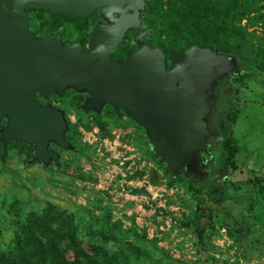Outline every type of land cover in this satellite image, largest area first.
<instances>
[{
    "label": "rangeland",
    "instance_id": "1",
    "mask_svg": "<svg viewBox=\"0 0 264 264\" xmlns=\"http://www.w3.org/2000/svg\"><path fill=\"white\" fill-rule=\"evenodd\" d=\"M255 28L259 33L263 30L260 25ZM247 63L240 64L250 76L226 85L227 91L210 112L212 130L219 139L210 138L215 160L209 168L199 165V173L192 169L185 180L172 187L165 182L151 185L150 170H159L160 164L151 154L145 129L138 128L125 114H110L107 118L114 138H103L98 128L80 127L83 141L95 150L88 149L85 155L61 150L59 168L41 163L28 165L29 150L13 145L0 160V221L12 217L13 203L23 206L22 216L27 218L32 211L41 212L49 202L77 216L80 231L86 225L97 231L109 225L116 235L136 245L145 233L144 246L148 249L147 241L156 238L157 247L167 252L172 264H203L216 259L228 264H264V202L247 180L253 171L264 174V73L257 71L253 62ZM48 99L76 122L74 107L64 106L61 99ZM239 104L241 114L232 125L225 113ZM229 135L241 146L235 170L230 169L222 146ZM143 171L145 175L139 178ZM189 181L200 192H190ZM193 195L203 199L207 212L219 208V214H213L209 222L207 215L201 220L206 226L203 241L195 226L181 224L196 209ZM234 217L239 224L249 226L239 244Z\"/></svg>",
    "mask_w": 264,
    "mask_h": 264
},
{
    "label": "water",
    "instance_id": "2",
    "mask_svg": "<svg viewBox=\"0 0 264 264\" xmlns=\"http://www.w3.org/2000/svg\"><path fill=\"white\" fill-rule=\"evenodd\" d=\"M150 0H0V143L3 159L13 142L32 144L29 161L60 164L50 148L72 149L66 138V112L38 96L66 90L85 93L79 108L103 112L110 105L145 129L152 151L175 177L186 176L211 157L208 117L213 85L235 72L232 56L218 49L188 43L166 54L143 41L150 30L142 14ZM26 6L80 16L97 11L99 23L87 33V50L80 42L65 45L62 36H38L31 30ZM130 32L136 49L124 59L112 52ZM168 62L170 63L168 66Z\"/></svg>",
    "mask_w": 264,
    "mask_h": 264
},
{
    "label": "trees",
    "instance_id": "3",
    "mask_svg": "<svg viewBox=\"0 0 264 264\" xmlns=\"http://www.w3.org/2000/svg\"><path fill=\"white\" fill-rule=\"evenodd\" d=\"M25 9L31 12L33 30L38 31L41 36L62 35L65 44L80 42L84 45L87 42L86 34L98 18L97 11L80 16L32 6H26ZM142 21L150 30L145 42L152 47L162 48L166 54L183 50L191 42L199 47L218 49L230 56H236L239 62L245 65H249L247 62L251 61L257 71L264 73V0H150L142 14ZM258 25L263 29L260 33L255 28ZM134 47L121 46L115 54H128ZM169 64L168 62V66ZM247 76H250L249 72L234 81L242 82ZM50 97L61 99L64 106H72L77 112L76 122L67 118L69 131L66 138L73 147L69 151L85 155L86 150H95L93 146L83 141L80 127L86 130L98 128L103 138H114L107 117L110 114L113 116L117 114L111 106H107L102 114L86 113L79 108L84 98L81 93L66 90L59 94H51ZM119 113L125 114L123 111ZM240 114L241 104L230 107L225 113V118L230 124L235 125ZM132 122L144 131L143 127ZM14 145L29 150L27 143L15 142ZM222 146L230 169H237L235 157L241 151L237 139L229 135L222 141ZM151 154L160 164L159 170H150L148 180L151 185L160 186L165 182L168 187H172L185 180L184 176L172 175L166 163L153 151ZM28 156H30L29 151ZM53 165L59 168L62 165V158L58 166ZM144 175L143 171L139 174V178H143ZM247 180L252 191L261 196L264 202V174L253 171ZM187 187L193 194L200 192L197 185L191 181L188 182ZM138 191L140 190L134 192ZM194 201L196 209L192 217L182 221L181 224L186 227L195 226L199 240L203 241L206 226H203L201 220L207 215L206 222H209L213 214H219V208L215 212H207L203 199L194 197ZM23 212L24 208L21 204L13 203L10 206L12 217L10 216L7 222L0 221V264H172L174 262L168 259L165 250L157 247L156 238L147 241L150 250L144 246L145 233L139 245H136L126 240L123 235H116L113 226H102L97 231L93 226L86 225L84 231H80L77 216L68 214L66 210H59L56 205L49 202L41 212L32 211L27 218L22 216ZM233 224L236 225L235 239L239 244L240 236L246 234L249 226L239 224L238 218L235 217ZM203 264L228 263L216 259L205 260Z\"/></svg>",
    "mask_w": 264,
    "mask_h": 264
},
{
    "label": "flooded vegetation",
    "instance_id": "4",
    "mask_svg": "<svg viewBox=\"0 0 264 264\" xmlns=\"http://www.w3.org/2000/svg\"><path fill=\"white\" fill-rule=\"evenodd\" d=\"M99 23L106 24V21H105L104 19H102L101 16L99 15V13H98V18L95 20V22H94L92 28H93L94 26H96L97 24H99ZM30 28H31V26H30ZM92 28H91V30H92ZM31 30H33V29L31 28ZM91 30H90V31H91ZM90 31H89V32H90ZM86 35H87V34H86ZM38 36H41V35H39V33H38ZM47 36H48V35H47ZM54 36H55V37H59V36H62V35H58V36L54 35ZM86 38H87V36H86ZM62 39H63V36H62ZM125 41H126V43L121 44L120 47H118V49L121 48V46H126V45L135 46L134 48H132V50H131L129 53H131L132 51H134V50L136 49L137 45L134 44V43L132 42V36H131V33H130V32H128V33L126 34ZM143 41L145 42V37L143 38ZM63 42H64V40H63ZM64 44H65V42H64ZM65 45H68V44H65ZM87 45H88V38H87V42L83 45V46L85 47V50H87ZM118 49H116L115 51L112 52V57H113L114 59H124V58L129 54V53H128V54H121V53H119V54L116 53V54H115V52H116ZM232 57H233V56H232ZM233 59H234V68H235V72L238 71L239 74L237 75L236 73H234V74H233L232 76H230V77L225 76V77H222V78H219L218 80H216V82H215L214 85H213L214 100H213L212 103H211V104H212V108H211V111H210V112L214 111L215 107L219 104V101H220L222 95L227 91L228 87H226V85H228V84L231 83V82H234V80H235L236 78L241 77L243 74L247 73V72L245 71V68L241 66L239 60H236L235 57H233ZM81 94H83V97H84V98H83L82 103H84V101H85L87 95H86L85 93H81ZM50 95H51V94H50ZM50 95L47 96V97L38 96V99H39V100L41 101V103H43V104H46V103H50V104H52L51 102L48 101V100H49L48 98L50 97ZM82 103H81V104H82ZM81 104H80V105H81ZM53 105H54V104H53ZM55 106H56V105H55ZM107 106H110V105H106V106L104 107L102 113H104V111H105V109L107 108ZM57 107H58V106H57ZM59 108H60V107H59ZM61 109H63V108H61ZM63 110H64V109H63ZM64 111H65V110H64ZM120 111H121V110H120ZM65 112H66V111H65ZM91 112H94V111H91ZM89 113H90V112H89ZM102 113H101V114H102ZM118 113H119V112H118ZM118 113H116V114H118ZM209 115H210V114H209ZM66 116H67V113H66ZM67 118H68V117H67ZM5 124H6V120L4 119L3 122L0 124V130H1L2 127L5 126ZM208 126H209V129H210V130L213 129V128H212V125H211V123H210V119H209V117H208ZM212 131H213V130H212ZM214 132H215V131H214ZM216 135H217V133L215 132V135H214V136H211V137L214 138V139H219ZM0 137H1V133H0ZM211 137H209V138H208V141H207V145H208L209 153L211 154V157L208 159L209 161H207L206 163H202V164H200V166H207L208 168L211 166V163L215 160V156H214L213 151L211 150V144H210V142H209ZM14 144H15V142H13L12 144H9V145H8V148H7V151H8V150L10 149V147H12ZM28 145H29V153H30L29 160H28V163H29V161H30V159H31V157H32V149H33V146H32V144H28ZM50 148L54 149V151H56L57 153H59V154H60V158H61V153H60L61 149H60V148H58V147L55 146L54 144H51ZM0 151H2L1 143H0ZM7 151H6V152H7ZM0 153H1V152H0ZM5 154H6V153H5ZM1 160H3V159H1ZM36 163H41L42 165H44L41 161H35L34 163H30L29 165L36 164ZM50 165H53V163H51ZM50 165H49V166H50ZM44 166H45V165H44ZM214 181H215V180H214ZM215 182H216V181H215Z\"/></svg>",
    "mask_w": 264,
    "mask_h": 264
}]
</instances>
